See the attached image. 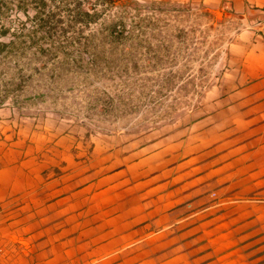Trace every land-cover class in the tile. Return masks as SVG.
<instances>
[{"label":"crops","instance_id":"0c3cea01","mask_svg":"<svg viewBox=\"0 0 264 264\" xmlns=\"http://www.w3.org/2000/svg\"><path fill=\"white\" fill-rule=\"evenodd\" d=\"M239 28L208 102L90 136L0 107V264H264V0H192Z\"/></svg>","mask_w":264,"mask_h":264},{"label":"rangeland","instance_id":"374dc122","mask_svg":"<svg viewBox=\"0 0 264 264\" xmlns=\"http://www.w3.org/2000/svg\"><path fill=\"white\" fill-rule=\"evenodd\" d=\"M237 28L192 0H0V107L90 136L157 132L208 102Z\"/></svg>","mask_w":264,"mask_h":264},{"label":"trees","instance_id":"16d2710c","mask_svg":"<svg viewBox=\"0 0 264 264\" xmlns=\"http://www.w3.org/2000/svg\"><path fill=\"white\" fill-rule=\"evenodd\" d=\"M49 1H51V0H49ZM83 8L84 7H83L82 4H78L75 7L74 10H79L78 13L81 14L82 16H84V17H88V18L92 17V14L90 13L89 9H83ZM116 29H117L116 24L115 23H111V25H110V32H111L112 35L115 34V32H116L115 30ZM4 45H6V44H4Z\"/></svg>","mask_w":264,"mask_h":264}]
</instances>
